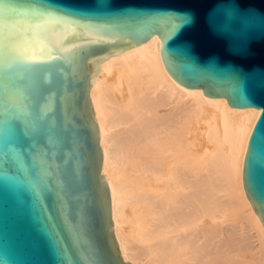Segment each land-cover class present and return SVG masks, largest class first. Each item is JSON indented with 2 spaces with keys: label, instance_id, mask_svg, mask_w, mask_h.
I'll return each instance as SVG.
<instances>
[{
  "label": "water",
  "instance_id": "1",
  "mask_svg": "<svg viewBox=\"0 0 264 264\" xmlns=\"http://www.w3.org/2000/svg\"><path fill=\"white\" fill-rule=\"evenodd\" d=\"M153 35L182 87L261 111L242 183L264 224V0H0V264H129L103 180L93 64Z\"/></svg>",
  "mask_w": 264,
  "mask_h": 264
},
{
  "label": "bare ground",
  "instance_id": "2",
  "mask_svg": "<svg viewBox=\"0 0 264 264\" xmlns=\"http://www.w3.org/2000/svg\"><path fill=\"white\" fill-rule=\"evenodd\" d=\"M100 38L59 36L56 42ZM160 38L93 64L92 107L114 236L129 264H264L242 166L259 109L182 87Z\"/></svg>",
  "mask_w": 264,
  "mask_h": 264
}]
</instances>
